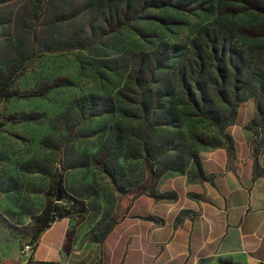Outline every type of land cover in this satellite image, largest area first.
<instances>
[{"label": "rangeland", "instance_id": "374dc122", "mask_svg": "<svg viewBox=\"0 0 264 264\" xmlns=\"http://www.w3.org/2000/svg\"><path fill=\"white\" fill-rule=\"evenodd\" d=\"M67 2L71 0H50L37 21L28 19L35 14V2L1 0L0 76L16 64L11 45L22 18L34 25L38 51L39 44L46 40L40 23L53 7L63 9ZM212 18L206 10H153L148 19L101 39L91 53L44 51L17 73L8 88L12 97L0 98V225L20 240L22 250L32 246L47 202L60 206L65 218L73 220L75 230H94L107 219L119 220L138 188L149 189L168 172H164V162H174L173 174H196L197 167L188 160L186 148L194 149L199 156L203 149L227 143L236 123L250 129L255 149L263 147L264 115H259L263 99L247 100L248 113L245 102L241 103L233 123L223 132L186 107L178 108L176 119L171 115L165 119L167 111L161 110L145 122L143 112L135 113L129 103L118 106L125 108L126 115L118 110L103 114L100 107L93 108L92 102H84L82 108L76 105L88 95L100 98L97 106H102L103 99H114L118 104L129 70L117 66L116 60L133 50H152L162 42L186 41ZM242 21L247 27L254 25L250 16ZM70 30L71 24L63 22L51 29V35L59 38ZM167 73L158 77L165 80ZM196 137L208 138L211 146L197 144ZM167 140L172 143L169 152L147 162L144 150H150L153 156ZM103 148L111 152L105 159ZM100 160L106 162L110 172H103L97 165ZM58 178L63 191L57 194Z\"/></svg>", "mask_w": 264, "mask_h": 264}, {"label": "trees", "instance_id": "16d2710c", "mask_svg": "<svg viewBox=\"0 0 264 264\" xmlns=\"http://www.w3.org/2000/svg\"><path fill=\"white\" fill-rule=\"evenodd\" d=\"M49 1L31 0L36 5L35 14L28 19L40 21L43 7ZM66 6L63 9L53 7L47 19L40 23L46 40L36 48L38 51L35 50L34 25L27 24V20L22 18V25L18 24L16 38L11 45L15 52L13 62L16 64L0 76V98L12 97L8 88L17 73L38 53H91L101 39L129 27L134 22L148 19L150 11L153 10L183 13L206 10L213 18L199 27L186 41L162 42L152 50H133L123 56L122 60H116L117 66L129 70L126 88L117 97L118 104L114 99H103L102 106H97L100 98L88 95L83 98L82 104L76 105L82 108L84 102H92L95 104L93 108L100 107L103 114H114L118 110L126 115L125 108L119 109L118 106L129 103L134 107L135 113L143 112L145 122L154 119L155 113L161 110L167 111L168 115L164 118L171 115L176 119L178 108L186 107L203 120L218 126L223 132L233 123L241 103L251 98L264 101V0H71ZM247 16L254 18V25H242L241 21ZM63 22L70 23L72 30L65 36L53 37L51 29ZM166 71L169 74L164 77L165 80L158 77ZM126 92L127 95L124 94ZM164 104L167 105L166 109ZM260 114L264 115L262 106H259ZM195 139L197 144L211 146L208 138ZM227 140V143L215 144L213 148L224 147L232 153L233 139ZM171 146L169 140L165 141L163 147L157 148L158 152L153 156L150 150H144L145 160H156L167 154ZM105 151L103 148V159L111 154ZM186 151L188 160L194 161L197 173H200L201 163L197 152L191 148H186ZM164 163V172L175 170L173 161ZM97 165L102 166L103 172H110L106 162L100 160ZM157 183L149 189L138 188L136 197L153 191ZM55 185L57 194L63 191L60 178ZM65 217L60 206L47 202L33 242L57 218ZM105 229H109V225Z\"/></svg>", "mask_w": 264, "mask_h": 264}, {"label": "crops", "instance_id": "0c3cea01", "mask_svg": "<svg viewBox=\"0 0 264 264\" xmlns=\"http://www.w3.org/2000/svg\"><path fill=\"white\" fill-rule=\"evenodd\" d=\"M231 136L232 153L201 150L200 173L164 174L94 230L57 218L24 254L0 225V264H264V146L241 122Z\"/></svg>", "mask_w": 264, "mask_h": 264}, {"label": "built area", "instance_id": "2783aa9c", "mask_svg": "<svg viewBox=\"0 0 264 264\" xmlns=\"http://www.w3.org/2000/svg\"><path fill=\"white\" fill-rule=\"evenodd\" d=\"M33 252V247L31 245H27L25 246V248L23 249V253L27 254V253H32Z\"/></svg>", "mask_w": 264, "mask_h": 264}, {"label": "water", "instance_id": "95a60500", "mask_svg": "<svg viewBox=\"0 0 264 264\" xmlns=\"http://www.w3.org/2000/svg\"><path fill=\"white\" fill-rule=\"evenodd\" d=\"M58 200H60V196L58 195Z\"/></svg>", "mask_w": 264, "mask_h": 264}]
</instances>
